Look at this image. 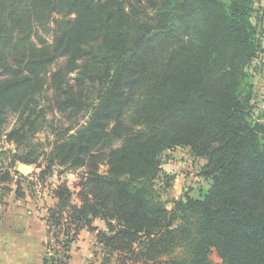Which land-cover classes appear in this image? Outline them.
I'll use <instances>...</instances> for the list:
<instances>
[{"label": "trees", "instance_id": "obj_1", "mask_svg": "<svg viewBox=\"0 0 264 264\" xmlns=\"http://www.w3.org/2000/svg\"><path fill=\"white\" fill-rule=\"evenodd\" d=\"M255 3L0 0V129L10 113L29 116L45 88L59 111L92 96L88 121L50 153L83 174L76 190L52 189L45 264H68L83 229L100 250L89 264H264V123L245 89L260 46ZM60 58L72 83L62 69L47 77ZM178 147L206 160L199 175L211 184L168 208L156 181L162 154Z\"/></svg>", "mask_w": 264, "mask_h": 264}, {"label": "rangeland", "instance_id": "obj_2", "mask_svg": "<svg viewBox=\"0 0 264 264\" xmlns=\"http://www.w3.org/2000/svg\"><path fill=\"white\" fill-rule=\"evenodd\" d=\"M254 15L256 19L262 20L258 36L260 46L249 66L245 89L252 95V121L264 123V0H256ZM50 27L52 28L53 24ZM51 35L48 33L45 35L49 42L52 40ZM58 69H62L65 78L72 83L76 72L66 71L64 58L58 59L48 68L47 77L50 78L51 73ZM56 94L57 91L53 89L41 90L31 102L34 107L38 104V108L33 107L30 115L23 118L18 116L19 113H10L0 129V215L3 213L1 211L3 203L16 199L22 200L23 208H33L46 221L49 208L55 204L51 193L53 187L66 182L76 190L83 169L60 166L51 160L50 153L53 143L58 138H66L67 132L70 130L74 132V129L88 121L93 103L92 96L88 94V97H84L81 106L75 109L67 108L59 111L53 106ZM23 121L26 127L21 130ZM16 128H20L18 132L22 138L18 142H9L7 134ZM21 159H28L32 162L29 164L33 166L32 173L23 177H19L14 172L18 164L23 162ZM161 161L163 174H161L162 178L156 181L155 189L161 193V198L167 202L168 208L172 207V200L180 199L184 195L201 197L210 187L211 182L199 176L205 160L194 157L188 148L178 147L168 150L162 154ZM99 168L101 171L106 170L103 164ZM8 173L10 177L2 181V177ZM168 182L171 186L166 191L164 184ZM99 223L105 227L101 221ZM95 242L97 239L94 238L93 232L76 240L77 250H80L85 259L89 254L91 260H94L96 251L99 253L100 250ZM209 257L215 263L221 262L215 249L211 250Z\"/></svg>", "mask_w": 264, "mask_h": 264}, {"label": "crops", "instance_id": "obj_3", "mask_svg": "<svg viewBox=\"0 0 264 264\" xmlns=\"http://www.w3.org/2000/svg\"><path fill=\"white\" fill-rule=\"evenodd\" d=\"M203 163L205 164L206 160ZM73 199L74 202H79L76 194H74ZM2 206L1 211L3 213L0 215V264H45L46 243L48 241L47 222L33 208H23L22 200L15 199L4 202ZM99 222L100 220H96L95 225L99 229H105ZM101 222L104 224L103 221ZM91 232L88 229L81 230L76 240H80ZM93 234L96 239V232ZM76 240L73 242L74 244L72 243L73 245L71 244L68 264H89L90 255L88 254L86 258L88 260L83 257L84 255L80 253V250H77ZM96 244L97 242H95Z\"/></svg>", "mask_w": 264, "mask_h": 264}, {"label": "water", "instance_id": "obj_4", "mask_svg": "<svg viewBox=\"0 0 264 264\" xmlns=\"http://www.w3.org/2000/svg\"><path fill=\"white\" fill-rule=\"evenodd\" d=\"M17 171L21 174V175H29L32 173L33 171V166L30 164H26V163H19L17 166Z\"/></svg>", "mask_w": 264, "mask_h": 264}, {"label": "built area", "instance_id": "obj_5", "mask_svg": "<svg viewBox=\"0 0 264 264\" xmlns=\"http://www.w3.org/2000/svg\"><path fill=\"white\" fill-rule=\"evenodd\" d=\"M61 238H62V236H61ZM55 249L60 250L61 249V246L59 244H56V243L53 242L52 245H51L50 254H52Z\"/></svg>", "mask_w": 264, "mask_h": 264}]
</instances>
